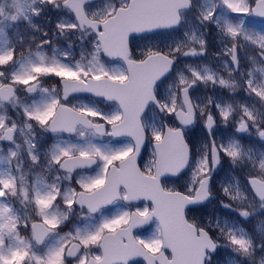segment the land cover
<instances>
[{"label": "snow or ice", "instance_id": "1", "mask_svg": "<svg viewBox=\"0 0 264 264\" xmlns=\"http://www.w3.org/2000/svg\"><path fill=\"white\" fill-rule=\"evenodd\" d=\"M209 32L216 68L195 62ZM218 120L235 122L226 141ZM252 130L259 150L241 142ZM226 164L246 184L217 187ZM255 216L264 0H0V264H264Z\"/></svg>", "mask_w": 264, "mask_h": 264}, {"label": "rangeland", "instance_id": "2", "mask_svg": "<svg viewBox=\"0 0 264 264\" xmlns=\"http://www.w3.org/2000/svg\"><path fill=\"white\" fill-rule=\"evenodd\" d=\"M42 18H38L37 19V23L39 24V20H41ZM54 29V25L53 24H49V28ZM73 39H75V37H73ZM206 39L208 41V54L206 57L196 60L195 62L200 63V64H209L210 66H212L213 68H216L218 65V61L215 59V55L217 52L220 51L221 45L219 44L218 38L216 36V34L214 32H209V34L206 36ZM55 43L58 44L59 46L63 47L66 45L67 41H64L63 39H59V40H55ZM90 50V49H89ZM50 53V49L48 50ZM249 55H255L254 52H252L251 50H249ZM76 58L79 59V47L77 46L76 48ZM184 62L187 63H191L193 62V59H188ZM243 67L245 70L249 69L252 67V65L245 59L244 63H243ZM227 74L225 73V76ZM44 82L47 83H52L51 86L56 84V79H46ZM46 87V84H44ZM199 95L203 96V95H213L214 93L211 91H205L203 89V87L201 86V90L198 93ZM217 94H223L224 95V99L232 102V101H239V102H248L251 103V101H246L244 94L243 93H239L236 95H232L230 93L229 90L227 89H217ZM22 95V94H21ZM11 114V113H10ZM238 118V117H237ZM235 132V122L234 121H230L227 125L224 124V122L222 120H218V125H217V131H216V136L219 139L220 137H223L225 139V141L227 140V138L229 136H231L233 133ZM204 135V130H203V121L200 122V124L197 126V132H196V138L197 139H202ZM248 133H241L239 135H237V139H240L241 136L243 137H248ZM51 134H46V137H50ZM259 140L258 136L255 133V130L251 131V140L245 138L242 139L241 142L243 144H245L246 146H252L256 149H261V144L258 143L257 141ZM47 143L51 144L52 140L50 138L47 139ZM151 157V145L148 146V148L145 151L144 154V158H143V163L146 162L148 159H150ZM247 170H241L240 168H235V169H230L229 166L226 164L225 165V171L221 173V176L217 177V187H219V182L221 180H224L225 182H228L229 180H231L232 178H235V180H238L240 183L242 184H246L247 180L245 178V176L247 175ZM174 183L178 186L179 185V181H174ZM75 186V185H73ZM235 207V205H233ZM217 207V204L215 201H213L212 204L208 205V212H212L213 209H215ZM199 214V213H197ZM77 215H79V210H77ZM221 215H223V213H221ZM230 218V217H229ZM73 220V222L75 221V217L71 218ZM264 220V216H255L251 219L250 223L248 225H246V227L249 230H258L259 225H260V221ZM72 227V225L69 223L67 227L63 228L62 231L67 232L70 230V228ZM152 230V229H151ZM150 230V231H151ZM147 231L143 234H148ZM21 235L23 236H29L30 235V230L29 231H22ZM227 253L223 254L222 260H221V264H223V260L225 258H227ZM142 264V262H141Z\"/></svg>", "mask_w": 264, "mask_h": 264}, {"label": "flooded vegetation", "instance_id": "3", "mask_svg": "<svg viewBox=\"0 0 264 264\" xmlns=\"http://www.w3.org/2000/svg\"><path fill=\"white\" fill-rule=\"evenodd\" d=\"M39 24L42 26V27H44L45 28V30H48L49 29V24H43V22H42V20H39ZM52 28H53V26H52ZM243 63H244V61H243ZM44 84H46L47 86H49V87H52L51 85H52V83H47V82H44ZM44 147H47V144H45V146ZM141 163H143V159L141 160ZM71 224V223H70ZM223 254H225V253H223ZM224 258V257H223ZM222 260V259H221Z\"/></svg>", "mask_w": 264, "mask_h": 264}, {"label": "trees", "instance_id": "4", "mask_svg": "<svg viewBox=\"0 0 264 264\" xmlns=\"http://www.w3.org/2000/svg\"><path fill=\"white\" fill-rule=\"evenodd\" d=\"M47 144H48V143H47ZM43 146H45V144H44Z\"/></svg>", "mask_w": 264, "mask_h": 264}, {"label": "water", "instance_id": "5", "mask_svg": "<svg viewBox=\"0 0 264 264\" xmlns=\"http://www.w3.org/2000/svg\"><path fill=\"white\" fill-rule=\"evenodd\" d=\"M249 178H250V177H249ZM249 178H248V179H249Z\"/></svg>", "mask_w": 264, "mask_h": 264}]
</instances>
